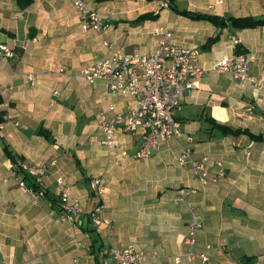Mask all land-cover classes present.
Listing matches in <instances>:
<instances>
[{"label": "crops", "instance_id": "crops-1", "mask_svg": "<svg viewBox=\"0 0 264 264\" xmlns=\"http://www.w3.org/2000/svg\"><path fill=\"white\" fill-rule=\"evenodd\" d=\"M92 1L100 7L103 31L84 28L80 19H52L50 0H33L24 9L15 0H0V43L14 51L11 59L0 56L5 117L0 136L29 165L54 162L50 174L38 178L46 192L33 200L10 178L11 161L0 137V264H95V236L101 264L103 252L127 246L144 255L138 264H164L185 249L191 207L200 221L193 250L208 259L181 264H264V140L222 135L209 123L210 118L264 137V85L257 88L215 69L218 59L235 52L230 36H236L249 59V73L264 78V26L236 28L226 22L220 27L179 15L164 0ZM116 1L123 5L118 13L103 10ZM175 5L219 17L264 16V0H175ZM145 12L158 17L128 22ZM159 26L171 30L175 43L196 51L204 72L177 114L181 137L148 158L134 159L130 154L139 147L140 135L117 129L115 147L108 151L96 121L98 112L110 114V105L123 110L131 98L108 93L105 81L89 83L80 72L108 54L101 43L105 38L127 51L155 50ZM217 34L210 48H200ZM40 127L53 141L37 134ZM185 147L196 159L207 158V183L193 179L188 164L178 163ZM57 177L85 209L77 225L60 209ZM96 177L102 181L100 197L91 189ZM180 187L195 192L176 202ZM96 204L110 226L100 224L88 233L84 227Z\"/></svg>", "mask_w": 264, "mask_h": 264}, {"label": "built area", "instance_id": "built-area-1", "mask_svg": "<svg viewBox=\"0 0 264 264\" xmlns=\"http://www.w3.org/2000/svg\"><path fill=\"white\" fill-rule=\"evenodd\" d=\"M72 2L84 28L95 31L106 29L101 15L89 8L85 0H72ZM155 33L158 36L157 47L147 53L136 50L127 51L120 42L109 38L103 39L101 43L109 49L108 54L95 58L80 72V75L89 83L97 80L105 81L108 93L131 98V103L123 110L110 105L108 107L110 114L106 111L98 112L96 121L101 129L102 144L108 151H112L115 147L117 129L124 133L139 134L140 145L130 154L134 159L148 158L156 153L165 142L181 137V123L177 114L182 109L185 94L198 87L199 78L204 72L196 51L175 43L170 29L159 26L155 29ZM230 40L236 48L239 38L230 36ZM0 56L11 59L14 57V51L6 44L0 43ZM215 69L218 72L229 73L235 80L247 81L257 88L264 85L263 77H255L249 73V59L243 51L234 52L231 57L218 59ZM187 139L190 138L187 137ZM123 154L127 155L126 152ZM178 163L188 164L192 177L196 181L201 183L209 181L206 157L196 159L191 149L185 147L179 153ZM15 167H20L27 173L35 175L44 171L45 162H40L34 167L22 160L10 164V178L25 188L33 200H36L39 193L26 186L24 180L16 173ZM218 174H224L221 163H218ZM56 182L64 217L73 223L75 217L82 212V208L72 197L70 186L63 178L57 177ZM91 187L94 194L100 197L103 190L101 178H93ZM194 192L193 187H180L175 200L182 202ZM189 211L191 219L187 226V234L183 239L185 249L164 264H181L184 260L193 261L196 258L205 262L208 259L205 253L197 254L193 250L200 221L195 209L191 207ZM91 219L97 225L110 226V221L101 216V205L99 204L94 206ZM219 251H222V248H219ZM101 255L103 256L102 264H138L144 259V255L131 246L112 247Z\"/></svg>", "mask_w": 264, "mask_h": 264}, {"label": "trees", "instance_id": "trees-1", "mask_svg": "<svg viewBox=\"0 0 264 264\" xmlns=\"http://www.w3.org/2000/svg\"><path fill=\"white\" fill-rule=\"evenodd\" d=\"M96 1H107V0H96ZM167 3V6L173 10L175 13L179 14V15H183L192 19H196V20H208L213 22L214 19L219 20H223L222 23L220 22H214V24L219 25L220 27L225 26L226 22H229L233 27L236 28H250V27H257V26H264V16L263 17H253V16H244V17H235V16H227V17H219L216 15H210L207 13H200V12H196V11H191L185 8H178L175 5V0H164ZM16 4L18 5L19 8L24 9L27 6H29L33 0H15ZM158 17L157 13H152V12H145L140 14L139 16H137L135 19H132L128 22L130 23H140L143 22L145 20H154ZM119 21H123V20H119ZM118 21H114V23L116 24ZM219 38V35H215V36H211L208 37L206 39V41L201 45V49L206 50L208 48H210L211 44H213L214 42L217 41V39ZM239 51H243L244 50L242 48H240V46H237L235 49V52H239ZM2 102V97L0 95V103ZM5 121V117H4V112L0 111V123ZM209 123L211 124V130L213 129H217L219 130V132L222 135H239V134H247L249 137L254 138V139H261L264 140V137L259 136V135H254L252 134L248 129L244 128H236L233 129L227 125H223V124H219L217 123L215 120L210 119L209 118ZM37 134L43 136L45 139L49 140L51 139V134L47 129H44L42 127H40L37 130ZM1 137V136H0ZM1 141H2V149L3 152L5 153L6 157L12 162V163H16V161L18 160H22V157H20L19 155H17L13 150H11V148L9 147V145L5 142V140L2 139L1 137ZM51 141H53V139H51ZM72 156L76 162V164H79V160L76 157V155L74 153H72ZM23 161V160H22ZM15 171L16 173L24 180L26 186L31 189L32 191H35L36 193H39L42 188L40 182L38 181V178L36 177V175L34 174H30L27 173L26 171L22 170L20 167H15ZM44 190V189H43ZM43 193L46 192L42 191ZM53 202H55V200L53 199ZM98 203H101L100 201ZM60 209H62L60 207ZM78 223V221H77ZM80 225V224H79ZM84 230L87 231L88 233H91L93 231H95V229H91L90 230V225H87L86 227H84ZM95 242H97L98 240V236H95V238L93 239ZM93 247L92 249V254H94V258H95V264H101L99 261V250L101 247V244L98 243V246L94 248V243L91 245Z\"/></svg>", "mask_w": 264, "mask_h": 264}, {"label": "rangeland", "instance_id": "rangeland-1", "mask_svg": "<svg viewBox=\"0 0 264 264\" xmlns=\"http://www.w3.org/2000/svg\"><path fill=\"white\" fill-rule=\"evenodd\" d=\"M85 3H86V5L89 8H91V9H93V10H95V11H97V12L100 13V11H99V8L100 7L97 6V5H95L94 4V1H92V0H85ZM122 6H123L122 4H120L118 1H116V2H114V4H112L111 7H104L103 10L106 11V12H110V13H118L120 11V9L122 8ZM50 7H51L50 8L51 11L48 12V15L52 19H74V18L75 19H80L79 13H78L75 5L73 4L72 0H50ZM180 8H182V7H180ZM45 165H46V167H45L44 171L41 174H35L37 178L42 177V176H45V175L47 176L48 174H50L48 172L49 171L48 170V167L49 166L52 167L53 165L50 164V161H48L47 163H45ZM31 166L34 167L36 165H31ZM41 190L42 191H45V188L42 187ZM58 202H59L60 207H61V200L59 199V194H58ZM77 202H78L79 206L82 208V212H80L75 217V219H74V221L72 223V224H76V225H77V220L79 219V217L82 216L83 213H85L84 207L80 204L79 201H77ZM61 211L64 212L63 209H61ZM90 219H91V216H90ZM88 225H90L94 229H95L96 226H98L97 224L93 223L92 219H91V222ZM91 241H92V243H94V248L98 246V243L95 242L93 239Z\"/></svg>", "mask_w": 264, "mask_h": 264}, {"label": "water", "instance_id": "water-1", "mask_svg": "<svg viewBox=\"0 0 264 264\" xmlns=\"http://www.w3.org/2000/svg\"><path fill=\"white\" fill-rule=\"evenodd\" d=\"M214 22H220V23H222L223 22V20H217V19H214ZM93 227H90V229H92Z\"/></svg>", "mask_w": 264, "mask_h": 264}]
</instances>
